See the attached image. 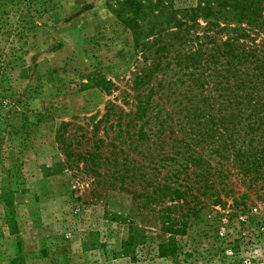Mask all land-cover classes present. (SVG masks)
<instances>
[{"label": "rangeland", "instance_id": "374dc122", "mask_svg": "<svg viewBox=\"0 0 264 264\" xmlns=\"http://www.w3.org/2000/svg\"><path fill=\"white\" fill-rule=\"evenodd\" d=\"M169 1L175 9L197 5ZM107 3L0 0V264H264V167L252 186L235 169L224 183L213 177L214 201L196 168H179L185 156L170 125L160 137L122 145L115 166L102 160L111 148L95 122L108 102L133 108L126 89L142 64L131 31ZM243 5L256 14L241 19L250 34L243 40L264 51V0ZM98 74L111 90L83 86ZM172 101L160 100L167 111ZM263 139L260 126L255 144ZM87 151L97 152L93 162L82 160ZM156 184L185 188L186 197L172 199L166 189L157 196Z\"/></svg>", "mask_w": 264, "mask_h": 264}, {"label": "trees", "instance_id": "16d2710c", "mask_svg": "<svg viewBox=\"0 0 264 264\" xmlns=\"http://www.w3.org/2000/svg\"><path fill=\"white\" fill-rule=\"evenodd\" d=\"M243 1L247 0H197L194 7L175 9L169 0H108V8L131 31L142 64L126 89L125 97L132 99L133 108L124 112L108 102L105 113L95 122V130L103 124V135L111 148L112 158L102 160L115 166L119 152H124L122 145L134 147L138 141L160 137L170 125L171 129L177 127L170 133L178 143L175 150L185 156L179 168H196L204 188L209 184L213 189L210 196L214 201L219 196L212 178L224 183L231 169L241 174L244 183L252 186L257 182L264 167V145L255 144L258 129L264 126V51L252 40L251 44L243 40L250 34L239 26L241 19L247 16L254 21L256 16L249 6L245 11ZM199 19L205 22L201 31L195 30ZM83 86L108 92L112 83L102 75H88ZM171 96L174 106L167 111L160 100L169 101ZM139 120L144 124L136 129ZM64 133L58 138L70 161L74 154L65 144ZM200 144L206 146L197 150L194 146ZM203 150L209 152V158ZM96 153L87 151L82 160L93 162ZM213 157L218 158L215 164H211ZM163 189L172 199L186 197L185 188L153 186L157 196L161 195L157 190ZM190 197L198 200V196ZM3 200L12 228V201ZM159 253L165 252L160 249Z\"/></svg>", "mask_w": 264, "mask_h": 264}]
</instances>
